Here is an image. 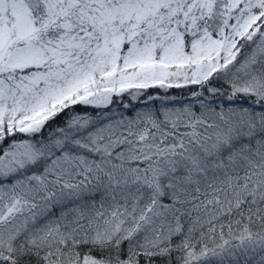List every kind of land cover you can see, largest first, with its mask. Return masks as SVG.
<instances>
[{
	"label": "snow or ice",
	"instance_id": "6c2138e0",
	"mask_svg": "<svg viewBox=\"0 0 264 264\" xmlns=\"http://www.w3.org/2000/svg\"><path fill=\"white\" fill-rule=\"evenodd\" d=\"M0 264H264V0H0Z\"/></svg>",
	"mask_w": 264,
	"mask_h": 264
}]
</instances>
